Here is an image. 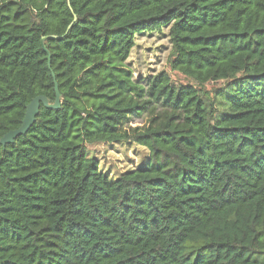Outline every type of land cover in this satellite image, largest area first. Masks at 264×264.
Here are the masks:
<instances>
[{
	"label": "trees",
	"instance_id": "obj_1",
	"mask_svg": "<svg viewBox=\"0 0 264 264\" xmlns=\"http://www.w3.org/2000/svg\"><path fill=\"white\" fill-rule=\"evenodd\" d=\"M163 27L193 85L127 66ZM55 83L0 144V264H264V0H0V137Z\"/></svg>",
	"mask_w": 264,
	"mask_h": 264
},
{
	"label": "rangeland",
	"instance_id": "obj_2",
	"mask_svg": "<svg viewBox=\"0 0 264 264\" xmlns=\"http://www.w3.org/2000/svg\"><path fill=\"white\" fill-rule=\"evenodd\" d=\"M172 46L168 30L144 32L135 36L134 46L126 60L127 66L133 71L134 78L146 77L159 71H166L173 80L192 84L188 78L170 68ZM218 82L207 83L204 88L211 89ZM141 124L142 119L136 118L132 122ZM88 155L95 157L99 169L110 177L137 167L148 155L145 148L135 143L126 142H96L87 145Z\"/></svg>",
	"mask_w": 264,
	"mask_h": 264
},
{
	"label": "water",
	"instance_id": "obj_3",
	"mask_svg": "<svg viewBox=\"0 0 264 264\" xmlns=\"http://www.w3.org/2000/svg\"><path fill=\"white\" fill-rule=\"evenodd\" d=\"M56 38L54 35L50 36H43L41 38V47L43 50L47 51L44 47V40L46 38ZM49 57V54H48ZM60 100H61V95L57 89V85L55 83V99L53 102H50V100L43 96V95H38L34 97L27 105H26V110L24 117L21 121V124L18 128L14 130L8 131L6 134H4L2 137H0V144L5 145V144H10L13 143L15 138H17L20 135H24L28 129L32 126V124L35 121V117L39 112L40 106L42 105L45 108L48 109H57L60 106Z\"/></svg>",
	"mask_w": 264,
	"mask_h": 264
}]
</instances>
